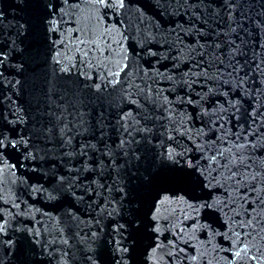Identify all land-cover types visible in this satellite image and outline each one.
Masks as SVG:
<instances>
[{
  "label": "water",
  "instance_id": "1",
  "mask_svg": "<svg viewBox=\"0 0 264 264\" xmlns=\"http://www.w3.org/2000/svg\"><path fill=\"white\" fill-rule=\"evenodd\" d=\"M0 264H264V0H0Z\"/></svg>",
  "mask_w": 264,
  "mask_h": 264
}]
</instances>
